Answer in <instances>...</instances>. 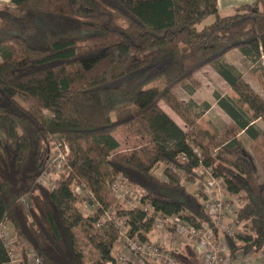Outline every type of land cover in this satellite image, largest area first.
Masks as SVG:
<instances>
[{"label": "trees", "instance_id": "16d2710c", "mask_svg": "<svg viewBox=\"0 0 264 264\" xmlns=\"http://www.w3.org/2000/svg\"><path fill=\"white\" fill-rule=\"evenodd\" d=\"M233 49L264 58V0L225 15L217 0L0 3V222L42 264H86L78 234L99 250L89 264H113L116 231L95 228L103 210L113 208L128 235L142 239L153 221L139 207L117 201L112 182L121 177L142 191L153 214L211 226L205 198L186 184L198 179L201 163L238 195L232 221L240 229L223 235L229 256L264 251V128L217 94V105L232 120L223 129L182 115L183 129L159 104L174 102V87L210 65L264 122L263 99L223 60ZM117 131L132 149H119ZM57 137L65 139L69 155L55 188L48 189L36 180ZM247 144L259 157L262 178ZM77 184L93 193L100 209L90 215L79 209ZM22 196L29 199L26 208ZM21 254L28 264L24 248ZM5 259L0 245V262Z\"/></svg>", "mask_w": 264, "mask_h": 264}, {"label": "built area", "instance_id": "2783aa9c", "mask_svg": "<svg viewBox=\"0 0 264 264\" xmlns=\"http://www.w3.org/2000/svg\"><path fill=\"white\" fill-rule=\"evenodd\" d=\"M120 150L124 151V149ZM68 155L69 146L65 139L62 137L55 138L47 157L46 169L40 174L36 182L45 188L54 189L56 184L49 179L50 171H62ZM178 158L181 161L186 159L184 154H179ZM172 169L178 171L175 167H172ZM195 172L200 180L201 193L205 198V211L213 224L211 226L205 223L193 226L184 221L179 214L168 216L153 214L150 203L147 200L142 201L143 192L127 187L121 177L116 178L111 184L113 197L119 202L125 201L126 208L139 207L147 216L152 217V229H169L178 239H194L202 251L200 264H231L232 258L228 254V248L226 244L220 245L217 243L214 230L221 229L224 232L223 234L231 235L235 232L237 225L233 221L232 223H224L226 216L233 219L234 210L231 208L230 203L222 199L218 192L223 187V179L216 177L211 167H205L201 163ZM74 192L76 195L88 199L86 215H90L96 209L101 208L93 193L84 185H76ZM19 201L25 208L28 206L29 199L27 196H22ZM105 225L112 226L116 231L117 240H120L123 246L121 252L112 255L113 264H133L134 259L141 264H178L170 254H167L160 242L142 239L138 235H128L125 219L118 217L113 208L103 210L100 218L95 223V228L101 229ZM0 245L6 255V259L0 264H22V248L25 249L28 264H42L33 250L27 247L23 241L17 239L10 225L3 221L0 222ZM261 257L264 259V253ZM107 264L111 263L108 262Z\"/></svg>", "mask_w": 264, "mask_h": 264}, {"label": "rangeland", "instance_id": "374dc122", "mask_svg": "<svg viewBox=\"0 0 264 264\" xmlns=\"http://www.w3.org/2000/svg\"><path fill=\"white\" fill-rule=\"evenodd\" d=\"M223 60L234 66L241 73L243 81L246 82L264 101V62H262L264 61V58L261 57L259 61L253 60L252 58L243 56L239 50L233 49L225 55ZM216 94L223 97H229L234 100L236 104L248 112L250 116L255 118V122L260 127L264 128V122L249 109V107L210 65H207L194 73L184 84L174 87V102L170 103L165 100H161L159 104L160 107L183 129H186V123L183 118L184 116L197 121L204 128L223 129L225 126L231 124L232 120L217 105ZM203 103L209 104V108L207 110H204ZM114 137L120 142V149H132L131 141L125 140L120 131L115 132ZM247 149L255 159L260 170V177L262 178L263 171L257 153L251 144H247ZM62 171H50L49 179L55 182L56 177ZM180 176L184 180L185 176L182 173ZM199 181L200 180L197 179L195 181L187 182V187L193 192L201 193V184ZM218 192L222 199H225L230 203L233 210L237 207V194L228 193L224 186ZM77 196L79 198L78 207L83 213H85L88 208V199L80 195ZM120 202L125 205V201ZM7 227L9 226L7 225ZM238 229H240V226L235 229V232ZM77 244L83 254L84 262L86 264L96 261L99 258L98 248L94 243L84 239L81 234L77 235ZM116 253L117 252L114 251V254ZM258 253V251H252L250 254L246 255L245 258L247 257V260L244 261V264H264V259L262 257L255 260L254 257ZM240 256L241 254L239 253L232 259Z\"/></svg>", "mask_w": 264, "mask_h": 264}, {"label": "crops", "instance_id": "0c3cea01", "mask_svg": "<svg viewBox=\"0 0 264 264\" xmlns=\"http://www.w3.org/2000/svg\"><path fill=\"white\" fill-rule=\"evenodd\" d=\"M254 0H217L218 12L222 15L231 14L233 10L240 5L251 3ZM9 0H0V3H8ZM176 122V121H175ZM224 223H232V217L226 216L224 218ZM240 225H236L238 228ZM235 228V229H236ZM219 234L216 235V241L220 245H225L223 239V231L218 229ZM147 240L152 242H160L167 254H170L178 264H200L201 263V253L199 246L196 241L192 238L178 239L174 233L169 229L156 230L152 229L145 234ZM119 253L123 250V246L120 240H115L113 242L112 255L114 251ZM116 253V254H117ZM264 251H260L254 257L255 260L260 259ZM246 255H241L238 258L232 259L231 264H244ZM247 262V261H246ZM133 264H141L138 260L134 259ZM149 264V263H144ZM247 264V263H246Z\"/></svg>", "mask_w": 264, "mask_h": 264}]
</instances>
